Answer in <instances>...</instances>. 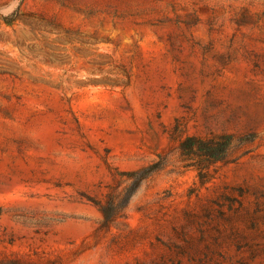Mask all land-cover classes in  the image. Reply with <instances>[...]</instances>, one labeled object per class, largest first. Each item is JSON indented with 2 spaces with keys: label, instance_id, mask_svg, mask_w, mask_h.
<instances>
[{
  "label": "rangeland",
  "instance_id": "1",
  "mask_svg": "<svg viewBox=\"0 0 264 264\" xmlns=\"http://www.w3.org/2000/svg\"><path fill=\"white\" fill-rule=\"evenodd\" d=\"M178 261L264 264V0H0V264Z\"/></svg>",
  "mask_w": 264,
  "mask_h": 264
},
{
  "label": "trees",
  "instance_id": "2",
  "mask_svg": "<svg viewBox=\"0 0 264 264\" xmlns=\"http://www.w3.org/2000/svg\"><path fill=\"white\" fill-rule=\"evenodd\" d=\"M250 138L252 137L246 136L236 138L231 134L209 137L187 136L185 138H180L179 152L181 161L185 164V167H195L199 171V180L204 185L213 178L211 168L217 164L231 163V156L234 148L238 145L248 143L251 141ZM156 170H158V168H154L150 172L147 170H142L141 172L135 173V175L138 177L136 179L137 185L135 186V190L139 187V184L143 180L148 178ZM100 208L103 213L108 216L106 209L102 206ZM174 264L184 263L182 261H178Z\"/></svg>",
  "mask_w": 264,
  "mask_h": 264
}]
</instances>
